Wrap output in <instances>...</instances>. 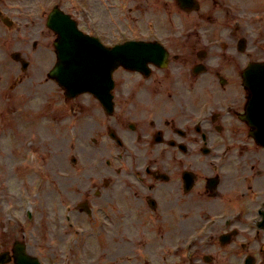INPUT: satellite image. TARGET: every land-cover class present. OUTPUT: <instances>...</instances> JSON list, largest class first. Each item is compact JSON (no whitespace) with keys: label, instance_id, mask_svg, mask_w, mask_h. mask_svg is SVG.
Wrapping results in <instances>:
<instances>
[{"label":"flooded vegetation","instance_id":"obj_1","mask_svg":"<svg viewBox=\"0 0 264 264\" xmlns=\"http://www.w3.org/2000/svg\"><path fill=\"white\" fill-rule=\"evenodd\" d=\"M39 2L0 0V122L18 140L27 130L12 123L22 124L29 100L21 86L53 39L44 10L36 21ZM182 12L169 21L154 18L151 31L139 36L165 46L164 68L152 66L148 77L119 72L113 113L93 105L91 118L74 126L88 138L72 151L101 148L120 158L95 172L88 161L74 168L73 212L108 216L107 239L113 232L120 239L136 235L138 241L122 239L119 247L122 255L131 251L132 264H264V145L257 139L264 123L250 110L246 119L254 91L241 77L251 62L264 61V0H198L197 16ZM19 58L29 63L24 76ZM84 105L69 111L77 119ZM61 151L59 144L57 158ZM105 254L108 262L129 260Z\"/></svg>","mask_w":264,"mask_h":264},{"label":"rangeland","instance_id":"obj_2","mask_svg":"<svg viewBox=\"0 0 264 264\" xmlns=\"http://www.w3.org/2000/svg\"><path fill=\"white\" fill-rule=\"evenodd\" d=\"M95 5V3H94ZM102 27H104L101 24ZM99 31H101L99 29ZM40 109V108H39ZM27 116L24 117V119L21 121L22 126H24V129L26 128L29 132L32 131L33 129H39L41 131V134L44 136H47L46 131H43L38 127L37 124L40 123V121L38 120L39 118V114L37 113L38 111V106L34 105V104H28L27 105ZM64 144V143H63ZM63 154V158H62V162L60 164V170H67L68 166L66 165L68 162V154L67 156H65L64 158V153ZM51 164H50V171H51V189H50V197H47V203H44V201L41 202V204L39 205V208L42 207L43 208L39 210V215H40V219H39V224L36 226V228L39 230L40 236L38 238H35L34 241L36 242H40L41 244L44 243V241L47 238H51V236H58L60 237V221H61V210L63 208V205L65 202L70 201L73 196L71 194V192L69 191L68 185H66L64 182H66V179L59 178L57 173H54L55 169L58 167L57 165H55L56 163V158H52L51 160ZM62 185V187H61ZM68 189H66V187ZM48 195V196H49ZM49 229L52 230L53 233H50V235H48V231ZM105 232V231H103ZM39 238H41V240L39 241ZM107 241V236L106 233H104L103 238ZM120 241V242H118ZM122 239H120V237L118 236V233L113 232L111 233L109 239H108V246L107 244H104V251H107L112 253L113 255H118V253L120 252V249H118L123 243H122ZM99 252H102V248L99 249ZM131 251L129 252V260H125L123 264H132V260H131ZM107 254H105L103 252V256H105ZM121 255V252H120ZM98 256V247L96 245V243L91 240L90 241V245L87 247V249L84 252V259H92L95 260ZM70 264H78L77 260L74 258L72 259Z\"/></svg>","mask_w":264,"mask_h":264},{"label":"water","instance_id":"obj_3","mask_svg":"<svg viewBox=\"0 0 264 264\" xmlns=\"http://www.w3.org/2000/svg\"><path fill=\"white\" fill-rule=\"evenodd\" d=\"M64 34L66 40H76V44L73 46L68 44L67 49L68 57L80 70L77 77L79 83L78 86L85 85V87H88V77L93 75L95 70L100 71L97 67L100 62L96 61V57L102 53V49L94 42V39L92 40L87 37H81L80 34L74 30L73 26L71 27L69 24H67V29ZM90 89L95 92H100L101 87L97 83H94Z\"/></svg>","mask_w":264,"mask_h":264}]
</instances>
